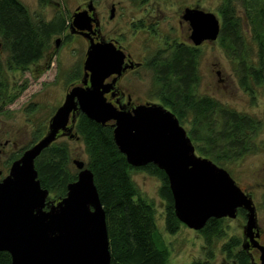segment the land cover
<instances>
[{"label": "water", "instance_id": "water-1", "mask_svg": "<svg viewBox=\"0 0 264 264\" xmlns=\"http://www.w3.org/2000/svg\"><path fill=\"white\" fill-rule=\"evenodd\" d=\"M181 18L189 24L194 45L217 39L220 19L215 13L186 6ZM87 19V11L74 15V23ZM119 51L114 43L91 41L84 61L90 85H74L66 93L44 136L14 159L0 179V250L9 252L11 264H111L106 213L85 161L72 160L78 170L76 179L67 183L65 195L58 199L49 197L35 167L36 157L59 133L76 137L73 125L79 109L96 122H111L114 142L130 165L153 162L164 170L180 222L199 230L209 218L235 217L239 208L244 209L243 233L250 241L243 248L257 247L260 263L254 264H264L251 195L227 169L196 153L174 112L150 101L118 107L105 97L115 79L107 80L108 74L120 69Z\"/></svg>", "mask_w": 264, "mask_h": 264}, {"label": "trees", "instance_id": "trees-1", "mask_svg": "<svg viewBox=\"0 0 264 264\" xmlns=\"http://www.w3.org/2000/svg\"><path fill=\"white\" fill-rule=\"evenodd\" d=\"M245 11L246 25L256 48H251L244 18L237 11V2ZM220 41L226 55L234 62L239 84L251 88V82L264 81V0H221L218 8ZM58 24L31 21L28 10L19 0H0V35L9 51L11 64H27L39 59L49 47ZM199 47L178 42L173 54L147 61L153 79L159 84L160 101L177 116L189 134L198 154L218 163L237 159L253 150L251 137L260 126L258 120L241 113L216 98L195 92L199 80ZM254 52V56L251 55ZM0 95L4 87L0 84ZM87 154L86 166L92 171L99 197L106 213L111 264H167L169 251L156 228L153 204L138 195L130 170L141 168L160 178L159 195L165 201V228L175 232L181 222L174 212L168 178L153 162L130 165L113 139L111 122L101 124L79 113L73 128ZM37 136V135H36ZM69 136V135H68ZM19 155L15 154L12 158ZM70 148L66 141H53L35 159L42 187L58 199L67 191V183L76 179L70 164ZM73 163V162H72ZM78 171V170H77ZM49 194V195H50ZM221 218H209L200 232L208 244L222 234ZM237 237L223 243L222 250L229 264H254L253 253L242 246ZM212 256V251H208ZM0 264H11L8 251L0 250ZM196 264H210L209 260Z\"/></svg>", "mask_w": 264, "mask_h": 264}, {"label": "rangeland", "instance_id": "rangeland-1", "mask_svg": "<svg viewBox=\"0 0 264 264\" xmlns=\"http://www.w3.org/2000/svg\"><path fill=\"white\" fill-rule=\"evenodd\" d=\"M20 1L28 7L32 16L49 19L56 11L55 3L51 2L72 7L83 0H48L47 6L42 9L43 13L40 12L43 0ZM95 1L99 7L105 34L118 38L125 47L134 52L140 51L144 56L143 61L158 50L167 49L165 53H168L176 41H188L189 25L185 20L179 22V15L184 7L202 8L219 17L218 8L221 3V0ZM111 4L115 5V15L112 19L109 17ZM237 4V11L243 16L245 23V11L239 1ZM244 26L248 30L247 37L254 50L256 43L251 39L250 28L246 23ZM85 49L82 41L70 38L67 44L60 45L55 50L53 39L49 51L37 64L17 73L8 68L7 53L0 50V81L6 94L4 100H0V141L9 140L0 154V169L4 173L7 172L15 154L19 155L46 133L48 120L61 105L65 92L73 82L67 81V78L70 79L75 65H81ZM251 55L254 56V52H251ZM51 56L53 57L50 59ZM140 70L143 71L144 68ZM198 72L196 93L212 96L224 105L252 116L260 123L255 136L251 137V143H256L253 150L237 159L221 160L218 164L227 169L237 184L252 196L258 227L262 233L261 243L264 244V81L260 84L251 82L252 91L241 86L234 62L226 55L218 39L200 44ZM142 75L128 83L134 84L132 86L136 89L134 99L162 103L158 96L159 84L155 83L151 71L144 70ZM54 141H66L70 148V164L73 165L74 172H77L72 160L87 159L83 141L66 134H60ZM130 176L138 195L154 206L156 228L169 251L167 264H196L205 260H209L210 264H229L228 261L231 260L226 258L222 245L231 237H237L240 241L239 247L242 246V231L246 223L244 215L238 213L235 217L221 218L219 227L222 234L213 236L210 244L200 230L184 223H181L175 232L170 233L165 228V201L158 191L160 178L136 167L130 170ZM52 196L53 194H50V197ZM209 250L212 251L211 257L208 256ZM251 252L257 263H260L259 252Z\"/></svg>", "mask_w": 264, "mask_h": 264}, {"label": "flooded vegetation", "instance_id": "flooded-vegetation-1", "mask_svg": "<svg viewBox=\"0 0 264 264\" xmlns=\"http://www.w3.org/2000/svg\"><path fill=\"white\" fill-rule=\"evenodd\" d=\"M47 1L48 0H43L44 4L40 2L41 3L40 4V8H41L40 12H42V9L47 6ZM142 1H146V0H142ZM51 3H55L56 11L54 12V14L49 19L38 18V16H32L30 14V12L28 11V15L30 16L31 21L34 24H37L39 20H44L47 23L51 22L55 25L58 24V26H59V28H57L59 30L54 32L50 37L49 47L43 52V54L39 57V59L33 60L27 64H11L9 59H8L9 51L7 50L6 45L3 43V39L1 37V35H0V50H4L7 53L6 64H7L8 68H10V69L12 68L11 70H15V72L17 73V72H21L23 70H28L31 68L32 65L37 64L44 57V55L49 51V48L52 45L53 39H54L55 50L57 48H59L60 45L67 44L68 40L70 38H77V40L82 41L83 44L86 46L85 53H84V59L82 60L81 65H80V63H78L77 65L74 66V68L72 69V71L70 73V75H71L70 79L67 78V81L73 80V82L70 85V87L67 89V91L65 92V95L74 85H82L84 87L90 85V74H88L87 77H85V75H84V61H85V58L87 55L88 46L90 45L91 41L96 43V44L103 43V42H111V43H114V45L120 50L119 56L121 58V61H120L121 64L119 65V68H120L119 72L118 73L112 72V73L108 74L107 80H109V79L111 80V78H114V77H115V79L112 80V85H111L110 89L107 92H105L104 95L114 105L119 107V105L122 104V105H125L126 108H131V107H133L137 104H140V103L149 102L147 100H142L141 98H137V100H135L134 94L136 93V89L132 86L134 84H128L132 79L140 77V76L142 77L144 70H146V71L150 70L152 73V76H153V69H151L148 65H146L147 61L152 59V58L158 57V56L167 57V56L173 54L174 45L177 44L178 42L191 43L190 38H189V34H190V30H189L188 41H176L171 46V49L170 50L168 49L169 50L168 53H165V51L167 49L158 50L155 54H153L152 56L148 57L146 60L143 61L144 56L141 55L142 53L140 51L134 52L133 50L128 49V47H125L118 38L111 37L110 35L108 36L105 34L106 33L105 30L104 31L102 30L104 28H103V23L101 20L102 18L99 15V10H98L99 7H98V4L95 0H83L82 2L76 3L72 7H68L66 4L59 5V3L55 2V1L51 2ZM23 5L28 10V7L25 4H23ZM62 6H64V8H66V10ZM183 9H182V12H183ZM83 11H87V15L89 16V20L88 19H87L88 21L80 20V21H75V23H74V15L77 13H82ZM112 11H113V13H112ZM181 14L179 15L180 16L179 17L180 23L183 20L181 18ZM114 15H115V5L111 4L110 9H109L110 19L114 18ZM140 27H142V26H140ZM134 54L138 55L139 57H136ZM52 57L53 56H51L50 59ZM142 67L144 68L143 71L140 70ZM1 69H2V65L0 62V71H2ZM217 73L219 74L220 72L217 71ZM84 78L87 79L86 83L83 82ZM0 84L2 85L1 81H0ZM5 95H6L5 93L0 95V100H4ZM65 95H64V98H65ZM64 98H63V101H64ZM81 112L82 111L79 109L76 110V112H75L76 118L79 115V113H81ZM53 113H52V115H53ZM75 122H76V120H75ZM48 124H49V122H48ZM48 124H47V128H48ZM68 125H71L70 121L68 122ZM74 125H75V123H74ZM74 125H73V128H74ZM60 134H62V132L59 133V135ZM8 141H9L8 139L4 140L3 142L0 141V154L3 152V150H4L3 147L5 146V144ZM11 161H10V163H11ZM10 163H9V167H10ZM9 167H8V170L6 173H4L2 171V169H0V179L8 173ZM238 213H241L245 217V210L244 209L239 208L237 214ZM237 214H236V216H237ZM255 232H256V230L253 231V234ZM257 239L261 243V241H262V233L261 232H260L259 237H257ZM242 240H243V244H244V243H248V241H250V238L245 237V235L243 233ZM247 250H249V251L257 250L259 252V249L257 247L252 246L251 244H249ZM258 259H259V256H258Z\"/></svg>", "mask_w": 264, "mask_h": 264}, {"label": "bare ground", "instance_id": "bare-ground-1", "mask_svg": "<svg viewBox=\"0 0 264 264\" xmlns=\"http://www.w3.org/2000/svg\"><path fill=\"white\" fill-rule=\"evenodd\" d=\"M108 123V122H107ZM102 124V123H101Z\"/></svg>", "mask_w": 264, "mask_h": 264}]
</instances>
